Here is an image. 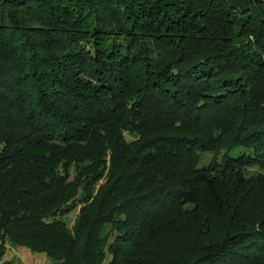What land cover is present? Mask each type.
Returning a JSON list of instances; mask_svg holds the SVG:
<instances>
[{"label":"trees","instance_id":"trees-1","mask_svg":"<svg viewBox=\"0 0 264 264\" xmlns=\"http://www.w3.org/2000/svg\"><path fill=\"white\" fill-rule=\"evenodd\" d=\"M253 166L264 0H0V258L264 264Z\"/></svg>","mask_w":264,"mask_h":264},{"label":"rangeland","instance_id":"rangeland-1","mask_svg":"<svg viewBox=\"0 0 264 264\" xmlns=\"http://www.w3.org/2000/svg\"><path fill=\"white\" fill-rule=\"evenodd\" d=\"M240 146L232 148L229 153L232 156L237 155L240 151ZM201 158L199 164L208 162L211 158L210 151H202L200 153ZM250 170H261L264 171V167L253 166ZM77 209L75 208L63 216L67 226L72 227L76 215ZM113 234L109 237V241L112 239ZM0 264H59L57 261L49 258L44 252H38L31 250L30 248L22 245H15L12 243H6L5 252L0 258Z\"/></svg>","mask_w":264,"mask_h":264},{"label":"water","instance_id":"water-1","mask_svg":"<svg viewBox=\"0 0 264 264\" xmlns=\"http://www.w3.org/2000/svg\"><path fill=\"white\" fill-rule=\"evenodd\" d=\"M231 7H241L247 9L248 0H228Z\"/></svg>","mask_w":264,"mask_h":264}]
</instances>
